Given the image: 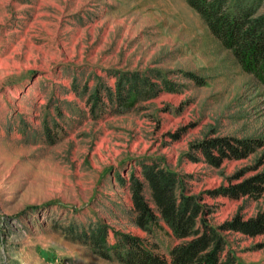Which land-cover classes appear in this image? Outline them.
I'll use <instances>...</instances> for the list:
<instances>
[{
    "label": "rangeland",
    "instance_id": "374dc122",
    "mask_svg": "<svg viewBox=\"0 0 264 264\" xmlns=\"http://www.w3.org/2000/svg\"><path fill=\"white\" fill-rule=\"evenodd\" d=\"M243 1L264 16V0ZM223 137L258 146L221 158ZM153 162L240 264H264V233L225 226L264 192L224 191L264 172L263 69L185 0H0V264H122L123 235L164 252L166 223L156 239L129 215L127 184Z\"/></svg>",
    "mask_w": 264,
    "mask_h": 264
},
{
    "label": "trees",
    "instance_id": "16d2710c",
    "mask_svg": "<svg viewBox=\"0 0 264 264\" xmlns=\"http://www.w3.org/2000/svg\"><path fill=\"white\" fill-rule=\"evenodd\" d=\"M185 1L243 63L251 61L264 72V16L253 19L251 7L243 0H236L233 6H230L229 0ZM255 141L223 137L212 140L211 145L219 150L221 158L240 159L258 146ZM209 158L213 161L216 159ZM182 184L176 172L157 162L145 165L142 177L132 176L127 184L132 200L129 208L131 223L157 239L160 236L159 222L163 221L170 229L171 244L163 252L158 251V243L148 239L144 241L133 235L120 236L117 245L110 248L118 255L119 262L240 264L222 233L206 219L198 221L200 206L184 192L181 193ZM224 191L231 197L248 195L259 198L264 192V172ZM225 226L252 236L264 233V209L249 220L236 217ZM99 232L95 236L102 239L103 230Z\"/></svg>",
    "mask_w": 264,
    "mask_h": 264
}]
</instances>
